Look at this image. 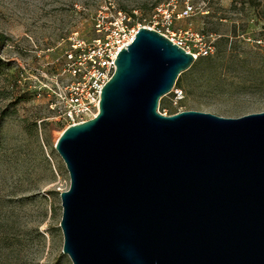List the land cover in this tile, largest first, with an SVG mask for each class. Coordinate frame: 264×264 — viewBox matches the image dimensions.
<instances>
[{
  "label": "water",
  "instance_id": "1",
  "mask_svg": "<svg viewBox=\"0 0 264 264\" xmlns=\"http://www.w3.org/2000/svg\"><path fill=\"white\" fill-rule=\"evenodd\" d=\"M194 63L141 28L97 117L58 139L73 264H264V113L163 116L160 101Z\"/></svg>",
  "mask_w": 264,
  "mask_h": 264
},
{
  "label": "rangeland",
  "instance_id": "2",
  "mask_svg": "<svg viewBox=\"0 0 264 264\" xmlns=\"http://www.w3.org/2000/svg\"><path fill=\"white\" fill-rule=\"evenodd\" d=\"M193 13L175 31L211 45L160 101L167 116L200 112L225 119L264 113V0H176ZM169 0H0V264H73L63 254L61 193L70 176L55 149L64 128L45 92L77 41L91 42L96 23L115 11L152 27ZM20 81V83H18Z\"/></svg>",
  "mask_w": 264,
  "mask_h": 264
},
{
  "label": "built area",
  "instance_id": "3",
  "mask_svg": "<svg viewBox=\"0 0 264 264\" xmlns=\"http://www.w3.org/2000/svg\"><path fill=\"white\" fill-rule=\"evenodd\" d=\"M175 1L169 0L168 4L157 8L151 20L152 27L147 29L163 35L174 45L193 55L195 60L199 57H210L214 49L211 45L197 46L196 52L188 45L189 38H198L192 30L175 31V21L186 19L193 13V6L189 2L182 11H177ZM95 28L98 36L91 42L77 41L72 50L66 53L62 73L54 78L47 91L37 92L38 97L45 92L54 120L64 131L97 117L102 90L116 71L114 62L118 54L135 41L141 29L134 24L131 16L123 11H115L99 19ZM172 93H175L176 99L183 96V93L175 88ZM159 113L167 116L166 112Z\"/></svg>",
  "mask_w": 264,
  "mask_h": 264
},
{
  "label": "trees",
  "instance_id": "4",
  "mask_svg": "<svg viewBox=\"0 0 264 264\" xmlns=\"http://www.w3.org/2000/svg\"><path fill=\"white\" fill-rule=\"evenodd\" d=\"M213 61L212 57H209L208 62L211 63Z\"/></svg>",
  "mask_w": 264,
  "mask_h": 264
}]
</instances>
